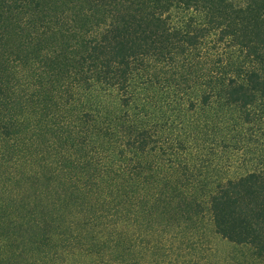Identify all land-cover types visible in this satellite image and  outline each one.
<instances>
[{
    "label": "trees",
    "instance_id": "trees-1",
    "mask_svg": "<svg viewBox=\"0 0 264 264\" xmlns=\"http://www.w3.org/2000/svg\"><path fill=\"white\" fill-rule=\"evenodd\" d=\"M262 120L264 0H0L4 260L264 262Z\"/></svg>",
    "mask_w": 264,
    "mask_h": 264
},
{
    "label": "rangeland",
    "instance_id": "rangeland-1",
    "mask_svg": "<svg viewBox=\"0 0 264 264\" xmlns=\"http://www.w3.org/2000/svg\"><path fill=\"white\" fill-rule=\"evenodd\" d=\"M264 125V120L256 122L255 124V128L257 129V126ZM263 128L262 126H260V128L258 129V131L256 132V135L260 136V132H263ZM255 134V133H254ZM251 146H255V144L252 142ZM214 149L218 150L217 153L218 155L221 154V168H220V173H223L225 175H229V174H235V173H239V172H243L244 170H246L247 168H249L250 166V161H246V157L247 155L245 154V159H242L244 157L242 153V151L239 150H235L233 151V153L230 152V150H233L230 146H228L229 150L225 149V144H221L220 142H216L215 145L213 146ZM229 153V154H227ZM252 154V151H251ZM245 160V163H243ZM207 222L203 223V228H205L204 231V237L206 238V243L205 244H212V246H216L217 247V251L215 249L214 254L210 256L211 260L214 262H217V260H220L219 264H223V262L225 261V259H229L231 258V256L233 257V263L234 264H264V262H261L259 260H251V257L245 253H242L241 250L237 249L238 247H234L231 243L229 242H225L223 240L218 239L217 237H215L214 235H212L211 231H210V227L209 225L207 226ZM1 244V241H0ZM5 244L2 246L0 245V264H7L6 261L4 260V255H5ZM213 246V248H214ZM228 254L224 256V254ZM19 259V258H18ZM12 261V260H11ZM240 263H237V262ZM252 261V263H251ZM32 262V258H29V256H27L25 259L23 258V264H30ZM11 264V263H10Z\"/></svg>",
    "mask_w": 264,
    "mask_h": 264
}]
</instances>
